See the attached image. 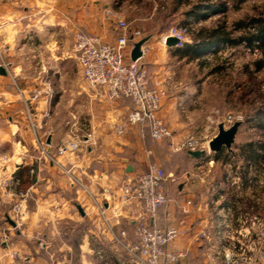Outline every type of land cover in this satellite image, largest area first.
Wrapping results in <instances>:
<instances>
[{"label":"crops","instance_id":"crops-1","mask_svg":"<svg viewBox=\"0 0 264 264\" xmlns=\"http://www.w3.org/2000/svg\"><path fill=\"white\" fill-rule=\"evenodd\" d=\"M118 9L114 1L104 0H0V41L3 56L11 64L6 74L0 73V264H98L99 251L107 255L105 242L120 253L117 264L125 251L116 237L125 230L128 240L136 238L132 215L140 212V206L134 202L127 208L120 186L126 176L158 163L159 146H153L147 125L124 134L114 130L113 123H121L131 110V101L112 103L97 97L74 52L76 31L114 41ZM144 37H149L147 64L158 63L153 60L158 52L185 47L163 46L159 37ZM74 65L78 72L72 70ZM161 87L167 95L159 116L186 131L191 122L188 115L194 119L199 109L200 90ZM67 111L73 113L74 121H68ZM179 118L184 121L177 123ZM77 128L84 135L81 147L59 156L58 147L71 140L70 133ZM186 133L175 134V140ZM38 140L46 142L47 152L57 162L41 153ZM221 153L197 158L186 151L188 168L168 175V201L159 212V223L181 231L177 244L187 255L178 264H222L207 261L205 253L210 241L217 247L221 244L228 212L233 221L239 208L253 205L264 212L248 195L251 187L264 201V169L255 171L250 162L260 154L236 149ZM232 157L243 172L241 189L227 183L226 167L233 164L229 163ZM218 162L227 166L219 170ZM201 163L203 168L198 170ZM20 191L27 192L26 197L13 196ZM187 200L192 204L187 205ZM18 201L22 219L10 213ZM99 206L106 210L109 225Z\"/></svg>","mask_w":264,"mask_h":264},{"label":"built area","instance_id":"built-area-1","mask_svg":"<svg viewBox=\"0 0 264 264\" xmlns=\"http://www.w3.org/2000/svg\"><path fill=\"white\" fill-rule=\"evenodd\" d=\"M116 18L118 35L112 42L104 40L99 35L82 31H76L74 34L75 56L84 79L95 90L97 97L105 98L112 103L125 99L131 101V110L123 117L121 123H113L114 130L118 134H124L136 126L147 125L153 140L169 139L174 151L204 150L210 153L208 147L210 139L204 141L187 136L175 140L172 130L159 116V110L167 95L166 91L161 86H152L150 83L149 70L145 63L150 48L144 43L141 47L142 56L133 61L131 52L134 43L141 40L143 34L140 30L133 31L125 19L118 16ZM170 36L178 38L181 42L187 41L186 30L178 26L166 31L161 41L166 44ZM10 66L11 64L3 56L0 41V67L8 70ZM38 95L39 91H36L35 96ZM224 121L226 125L235 122L230 115ZM73 133L71 140L63 142L58 147L59 156L67 152H75L81 147L84 135ZM37 146L49 160L57 162L47 152L45 141L38 140ZM202 166V163L199 164L197 169L202 170ZM255 169L257 171V168ZM241 170L239 165L230 164L227 168V183L236 189H241L245 184ZM31 172L34 170L32 169ZM167 179L168 174L165 169L158 163H151L147 170L128 175L122 181L120 191L125 206L133 207L134 202L140 206V212L134 211L132 215L135 240H128L125 230L122 231L121 237H116V242L122 245L125 251L122 264H178L186 257L187 250L181 249L177 244L181 231L174 226H162L159 223V212L168 201ZM252 181L253 179L249 183ZM261 181L264 183L263 179ZM12 194L24 198L27 192ZM248 195L264 210V201L251 187L248 188ZM221 198L222 196L218 201ZM186 204L191 205L192 201L187 200ZM239 209L235 221L231 212H228L230 220L226 223L227 232L221 244L217 247L208 240L210 245L205 253L207 261L213 263L221 261L222 264H264V212L257 211L253 205ZM13 210L17 219L23 218L21 201L14 204ZM99 214L109 225L106 210L101 206H99ZM118 215L115 214V217L118 218ZM202 235L208 237L204 233ZM99 254L102 258L105 253L100 250ZM105 263H107L106 259Z\"/></svg>","mask_w":264,"mask_h":264},{"label":"rangeland","instance_id":"rangeland-1","mask_svg":"<svg viewBox=\"0 0 264 264\" xmlns=\"http://www.w3.org/2000/svg\"><path fill=\"white\" fill-rule=\"evenodd\" d=\"M112 1L119 8L118 12L114 13V17L125 19L133 31L137 29L143 35H151L155 38L159 37V39L174 26L182 28L185 17L181 11L185 12L192 4L200 5L202 3L201 11L208 10L204 0H183L184 4L180 5L178 15L168 17L166 14L170 8L167 7V4L171 5L172 0H104V3ZM212 2H223L226 4L227 10L225 12H210L205 20L197 21L195 18H190L188 20L190 29L197 30L201 26L215 25L222 18L227 21L229 26H233L237 21L248 22L252 17L264 15V0H212ZM243 31L236 30L233 35L239 36ZM186 35V42H191V36L187 31ZM162 45L166 46L163 42ZM155 56L157 57L153 60L158 63L152 61L147 64L145 59L152 86H166L167 90H169V86L176 89L190 87L200 90L199 109L195 116L193 115L194 119H190V115H188V120L192 123L189 121L190 124L188 123V127L185 128L187 133L183 137L211 140L212 136L218 132L219 123H225L224 120L230 115L233 120L243 122L232 149L257 152L260 156L250 162L254 164L252 165L253 169L257 167L264 169V158H262L264 157V67L261 70H256L255 66L257 60L264 58V53L258 43H255L254 46L245 43L238 45L223 43L197 59H192L184 47L177 51L158 52ZM154 63L159 65H154ZM72 70L78 72L79 67L74 65ZM71 81L70 83L73 82ZM175 88L173 89L175 90ZM67 116H70L69 122L75 120L73 113L67 111ZM180 119L177 123H180ZM182 121H184L183 118ZM166 124L174 136L180 132H186L183 127H172L168 122ZM230 125L227 123L226 126ZM67 128L70 131V127ZM73 131L77 134L82 133L80 128ZM70 135L73 137L74 133H70ZM152 144L155 147L159 146L156 149V156L159 158L157 162L168 175H175L176 172L188 168L186 151H174L169 139L161 141L152 139ZM226 151L228 150H222L221 154ZM234 157L229 160V163H233L231 165L237 164ZM225 165L222 162L215 164L219 170ZM228 167H226V172ZM10 213L16 218L13 208ZM102 247L107 251V255L103 254L101 258V255L98 254V264H105V259L106 264H116L115 259H120V253L113 250L106 242Z\"/></svg>","mask_w":264,"mask_h":264},{"label":"trees","instance_id":"trees-1","mask_svg":"<svg viewBox=\"0 0 264 264\" xmlns=\"http://www.w3.org/2000/svg\"><path fill=\"white\" fill-rule=\"evenodd\" d=\"M189 2V1H188ZM206 11H201V6L198 4H192L191 7L185 12L181 11L185 19L181 26L191 36V42H183L187 54L192 58L202 56L211 49L219 47L220 44L228 43L230 45H238L245 43L249 46H254L258 43L259 47L264 53V15L259 17H252L247 21H237L233 26H229L225 19H219L218 23L212 26H201L197 30H192L188 26V20L195 18L197 21L205 20L209 16L210 12H225L227 10L226 4L223 2H212V0H204ZM183 0H172L171 5L167 4L170 8L166 16L178 15L180 5H183ZM166 7V6H165ZM244 30L239 36H234V31ZM256 70H261L264 67V58L255 62Z\"/></svg>","mask_w":264,"mask_h":264},{"label":"water","instance_id":"water-1","mask_svg":"<svg viewBox=\"0 0 264 264\" xmlns=\"http://www.w3.org/2000/svg\"><path fill=\"white\" fill-rule=\"evenodd\" d=\"M149 37H144L141 40L134 43L132 52H131V59L133 61L137 60L139 57L142 56V50L141 47L144 43L148 41ZM183 42H181L178 38L170 36L167 41L166 45L169 47H174L181 45ZM0 73L6 74V69L4 67H0ZM242 121H235L230 126H226L224 122L219 123L218 125V132L214 137L209 141V149L211 152H221L224 149H227L228 151H232L233 144L235 143V139L237 136V133L242 126ZM189 153L197 158L206 155L207 153L204 150H195V151H189ZM131 166L129 167V171H131ZM79 210L82 212L81 208L78 207ZM9 222L15 226V222L12 221L9 218ZM117 264H122L121 261H117Z\"/></svg>","mask_w":264,"mask_h":264}]
</instances>
